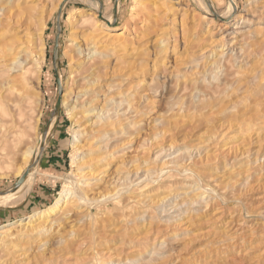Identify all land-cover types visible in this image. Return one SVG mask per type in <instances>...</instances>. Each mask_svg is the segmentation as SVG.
Here are the masks:
<instances>
[{
	"label": "rangeland",
	"instance_id": "rangeland-1",
	"mask_svg": "<svg viewBox=\"0 0 264 264\" xmlns=\"http://www.w3.org/2000/svg\"><path fill=\"white\" fill-rule=\"evenodd\" d=\"M202 1L0 0L1 12L34 9L15 32L37 75L24 142L0 159V194L19 182L23 152L24 170L38 163L26 199L0 206V264H264V110L228 104L240 77L264 88V0H234L228 22V0ZM85 99L95 112L83 118ZM65 189L66 207L34 217Z\"/></svg>",
	"mask_w": 264,
	"mask_h": 264
},
{
	"label": "bare ground",
	"instance_id": "bare-ground-1",
	"mask_svg": "<svg viewBox=\"0 0 264 264\" xmlns=\"http://www.w3.org/2000/svg\"><path fill=\"white\" fill-rule=\"evenodd\" d=\"M197 2H199L201 7H204V10L206 9L202 0H197ZM26 3H27V0H24L23 5L24 4L26 5ZM205 3L207 4V2H205ZM14 5H15V3H14ZM61 5H62V7H61V11H62V9L64 7V2L61 3ZM87 5L89 7H91L92 11H94L96 13V16L94 18L98 19V20L100 19L99 20L100 25H98V27L111 30V24L113 21V16H106L104 14L103 10H101L99 8L98 4L93 2V1H89ZM136 8H137L136 5H134V9H136ZM138 8L140 9V7H138ZM138 8L136 10H139ZM208 8H209L208 10H210V12L216 18L219 16V15H217V13H214L215 11L213 12V10L211 9L210 6H208ZM235 8H236V5H235L234 0H228V9L226 10V13L225 12L223 13L224 15L222 17H220V19L224 20L225 22H228L230 20L228 17H230L232 15L230 13L233 12ZM32 9L30 10L28 8H25V7L21 8L20 5H18V6L15 5V6H11V8L5 12L0 11L1 12V14H0V159L1 160L8 159L10 156V152L12 153L15 149H17V146L21 142H24L21 140L23 137L26 136L25 134L22 133V131L24 130L25 124L27 122L25 120V116H26V113L28 110H30V111L32 110L31 108H32V105H33L34 100H35V98L33 97L34 94L30 90V87H29L30 86V80L33 79V78L31 79V77H34V75H35V73H34L35 70L32 71L31 70L32 68H30V67L26 68V66L23 65V64L26 65L27 55L29 53L27 52L26 48H23V47L20 48L19 44L17 45V43L19 42V39L17 38V33L15 32L18 30V28L21 27V23L24 26V25H27L30 22H32L31 21V20H33L32 19L33 13H31ZM114 14H116V13H114ZM69 17H70V15H68V18ZM134 17H135V14H132L130 12L129 18H127L128 22L132 23V21L134 20ZM95 19H91L88 21L89 27L91 29V33H94L97 29L98 23H97V21H94ZM125 22H127V21H125ZM8 38L10 40L6 41V39H8ZM28 43H31V42H28ZM31 44H33V43H31ZM92 46H93L92 48H88V47L84 48V53L88 54L91 51H93L92 54H94L95 53L94 50H96L95 45H92ZM32 51H34V50H32ZM37 53H39V52H36V54ZM22 54L24 56H21ZM98 64L99 63H97V65ZM36 66H37V64L35 65V67ZM77 66H79V65H77ZM89 66H90V64H88V67ZM96 67H98V66H96ZM33 68H34V66H33ZM77 71H79V70L77 69ZM78 73H80V72H78ZM78 73L76 72V74H78ZM82 73H85V72H82ZM85 75H86V73H85ZM35 76H37V75H35ZM76 76L80 77L79 74ZM240 78H242V77H240ZM240 78H238L237 82H234L233 88H231L233 95H234V97H232V99H236V100H235V102H234V100H232V103H228V104H231L232 106H236V107L241 104L242 110H244V112H246L247 114H248V111H251V110L256 111V114L258 111H260L262 109L264 110V100H263L264 88H263V86L261 87L260 85H255V84L252 85V84H250V82H248V79H245V78L240 79ZM38 79L39 78L35 77L36 81ZM84 81H86V80H84ZM226 84H228V83H226ZM232 84H233V81H232ZM84 86H86V85H84ZM80 88H84V87H82V85H80ZM204 90L207 91V89H204ZM81 91H82V89H81ZM202 92H204V91H202ZM230 93L231 92H229V94ZM75 94L78 95V93H75ZM67 96H68V94L62 96L63 104H64ZM82 96H84V95L79 96V99ZM93 98H92V100H94ZM238 98H240L239 101H238ZM211 99L213 101L214 98L211 97ZM85 100L83 101V103L84 102L85 103L84 104L82 103V106H79V108L83 107V106H85V108H86L83 111L80 109L81 110L80 115L83 118H85L86 115L95 112L93 108L88 109V106L92 102V101H89L91 99H89V100L87 99L86 101ZM216 100H214L215 102L213 104H210V105H212V108L222 109L224 107V105L223 106L220 105L222 102L220 103V102H217ZM228 100H230V99L228 98ZM230 102H231V100H230ZM225 104H226V102H225ZM77 106H73L70 111L73 112ZM57 107L58 106H56L55 110L53 111V114H52V116H51V118L47 124L45 132L37 140V144H36L37 148L36 149L39 152L45 147V145H46V143H47V141H48V139L52 133V130L54 128L56 118H57V110H56ZM238 113H240V112H238ZM100 114H102V112H97L94 115L93 114H91V115L95 116L96 118H101L102 115L100 116ZM240 114H242V113H240ZM239 116H242V115H239ZM260 117H261V115H260ZM234 118H235V116H234ZM248 118H249V116H248ZM255 118H256V116H255ZM255 118H254V120H255ZM77 119H79V118H77ZM256 121H257V119H256ZM248 122H250V121H248ZM257 122L259 123L260 121H257ZM75 123H77V122H75ZM75 123H74V125H75ZM31 155H32V148H29L26 152L22 153V161H23V166H24L23 170L18 169V170H16L17 172L15 173L16 175H18V174L21 175V178H20L19 182L13 187V189H11L9 191V193L5 192L3 194H0V206L1 207L2 206H5V207L17 206V205L21 204L26 199L28 194L30 193L32 185L35 181V177L38 174L37 173L38 163L36 162L37 160H35V159L33 162L34 165L31 166V170H30V167H28V169L24 170L27 167V164L29 163V161L32 157ZM23 173H25V176H23ZM146 178H148V175L145 176V179ZM52 179H54V178H52ZM65 181H67V180L65 179ZM70 181L71 180H68L67 182H70ZM67 191L68 190L65 189L62 192H60L58 194L59 195L58 199L56 200V202L54 203V205L52 207H50L48 210H46L44 212L35 214L34 217H36L39 220H43V219L46 220L50 215H52V213H54L56 211V208H58L62 203L66 207L68 204V201H70V199H71L70 197H68V195L73 193L70 190L68 193H67ZM74 193H76V191ZM75 196L78 200H81V197H79L81 195L79 193H77V195L75 194ZM29 219H31V218H29ZM38 227L40 228L41 226H38Z\"/></svg>",
	"mask_w": 264,
	"mask_h": 264
},
{
	"label": "water",
	"instance_id": "water-1",
	"mask_svg": "<svg viewBox=\"0 0 264 264\" xmlns=\"http://www.w3.org/2000/svg\"><path fill=\"white\" fill-rule=\"evenodd\" d=\"M23 176H25V175H23Z\"/></svg>",
	"mask_w": 264,
	"mask_h": 264
}]
</instances>
